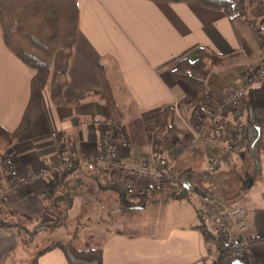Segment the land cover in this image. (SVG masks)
Returning a JSON list of instances; mask_svg holds the SVG:
<instances>
[{
	"label": "crops",
	"instance_id": "obj_1",
	"mask_svg": "<svg viewBox=\"0 0 264 264\" xmlns=\"http://www.w3.org/2000/svg\"><path fill=\"white\" fill-rule=\"evenodd\" d=\"M77 5L78 31L67 65V84L57 92L55 73L61 65L58 58L61 51H58L51 80L42 91V111L11 147L16 164L29 171L49 167L57 172L61 169L58 163L61 153V160L70 166L76 164L66 181L85 187L81 182L84 183L86 176L92 175L95 182L103 177V198L118 204V195L113 191L117 190L112 186L118 185L119 174L106 164L109 156L99 140L98 128V120H104L101 92L109 84L120 112V121L114 128L135 148L134 162L157 157L162 160L166 174L173 171L177 178L187 172L189 176L186 196H170L161 222L151 231L148 228L138 233L121 229L103 231L104 239L99 245L103 249V264H217L214 248L208 245L198 227L205 225L215 230L208 200L219 202L225 210L232 206L246 209L250 225L240 238L243 247L236 262L264 264V240H255L264 236V153L254 164L246 161L248 153L244 148L228 151L219 169L209 172L205 149L183 152L182 147L197 122L191 121V108L179 103L188 102L195 90L174 77L171 62L187 50L186 56L195 60L197 47L221 55L220 64L211 68L208 78V104L211 108L216 106L227 86L241 85L244 73L262 63L264 42L251 20L242 13L230 17L221 10L188 2L77 0ZM35 73L5 43L0 19V125L3 128L12 131L20 123ZM76 98H79L77 102H68ZM217 115L229 120L235 118L230 109ZM170 120L176 126L173 130L163 127ZM52 133L57 134V140L52 138ZM2 153L0 150V191L4 192L9 178L1 162ZM120 159L132 163L126 148L120 149ZM58 175L57 172L48 180L20 186L16 194L0 204V216H17L33 226L54 221L59 207L52 204L54 198L45 197V189ZM142 186L139 185L138 194L150 189ZM83 187H77L76 192ZM176 187L180 191L175 194L184 189ZM82 194L86 197L88 193ZM190 194L198 200L191 201ZM240 198L242 201L238 203ZM43 204L51 211L46 212ZM86 212L87 209L83 214ZM67 213L65 210L64 214ZM21 228L20 225L17 229L0 227V264L13 263ZM37 263L69 264L59 247L39 255Z\"/></svg>",
	"mask_w": 264,
	"mask_h": 264
},
{
	"label": "trees",
	"instance_id": "obj_2",
	"mask_svg": "<svg viewBox=\"0 0 264 264\" xmlns=\"http://www.w3.org/2000/svg\"><path fill=\"white\" fill-rule=\"evenodd\" d=\"M165 2H188L218 9L228 14L230 17L239 13L247 16L256 28L257 35L264 42V0H153ZM79 8L77 0H0V19L4 32L5 43L19 56L25 63L36 70L31 80V95L23 117L18 126L9 131L0 125V150L3 155L11 154V147L15 139L25 133L39 115L43 108L42 91L48 86L53 69L55 55L58 51L62 53L61 65L55 73L57 80V92L60 93L67 84V65L72 54L78 31ZM175 57L171 62L174 63L173 75L178 80L189 83L195 90L194 96L186 103L191 108V121L200 123L205 116L209 117L210 138L223 141L232 138L233 130L240 124L244 126L245 146L248 163L257 164L264 153V78L250 83L242 100L243 116L234 120L218 117L217 113L208 108V78L211 73L210 65L217 66L221 62V55L204 47H197L198 57L191 60L186 54ZM103 98L104 120H98L99 140L104 151H107L108 143L106 140L109 128L106 123L113 127L116 137L120 134L114 128V124L120 121V112L115 102V98L109 84L101 92ZM79 100L68 101L75 103ZM174 108H170V110ZM173 113V112H171ZM169 126L173 130L176 126L173 121L165 122L163 127ZM202 150L201 148H199ZM198 149V150H199ZM197 150V149H196ZM195 150V151H196ZM75 163H78L75 161ZM58 170L59 175L48 182L45 189V197L54 198L51 202L57 207L62 206L66 200V210L73 203L72 193L77 189V182L70 184L66 177L72 169ZM187 173L185 179L179 181L178 185L182 189L180 194H173L176 197L186 196ZM176 176L173 171L168 172L164 177L148 185L150 188H160L162 182L170 183L175 181ZM114 187L120 195V210L137 209L143 207L147 194V189L134 198L127 197L119 186ZM190 190H195L188 186ZM139 199H136L138 198ZM1 204V202H0ZM48 212V210L46 211ZM56 212V211H55ZM65 212V211H64ZM64 212L59 209L56 218L52 222L41 223L33 226V229H24L34 234L39 229L48 226H58L60 218ZM15 223L8 222L4 217H0V227H12ZM17 225V223H16ZM20 225V224H18ZM22 226V225H20ZM208 245L214 248L215 260L217 264H239L236 256L239 252L231 244H226L220 239L215 230L205 225L198 226ZM23 228V226H22ZM20 233V232H19ZM264 240V236L255 238ZM52 247H59L69 264H103V249L99 246L78 249L71 242H55L37 252L34 264H38V256Z\"/></svg>",
	"mask_w": 264,
	"mask_h": 264
},
{
	"label": "built area",
	"instance_id": "obj_3",
	"mask_svg": "<svg viewBox=\"0 0 264 264\" xmlns=\"http://www.w3.org/2000/svg\"><path fill=\"white\" fill-rule=\"evenodd\" d=\"M264 78V53L262 55V63L248 69L243 75L241 85H229L225 88L224 93L216 106L212 108L207 107L217 114H221L224 109L233 110L235 119L242 118L243 106L242 100L245 95L247 86L255 80ZM109 132L106 140L108 143L107 154L109 159L106 164L109 168H115L118 171V186L127 197L134 198L139 195V185L142 188L148 187L151 183L161 180L166 175V168L160 158L151 157L148 160L135 163V148L132 146L130 140L125 136L116 137L115 131L112 129L110 123H106ZM209 117L205 116L203 121L196 124L195 128L186 139L182 151H195L203 148L208 153L207 169L209 172H215L221 166L226 152H237L245 146L244 126L240 124L239 127L232 132V138L217 141L209 137ZM52 138L57 140V134L52 133ZM60 143L56 141V146ZM126 148L128 150V157L132 163L124 162L120 159V149ZM58 163L61 169L69 168L70 164L61 160V153L59 154ZM94 159V156L92 157ZM1 162L5 168L9 184L6 190L0 191V202H5L8 198L17 193L20 186L29 182H38L48 180L57 173L49 167H40L38 169L29 171L26 168L18 166L11 154H5L1 157ZM187 172L180 173L175 179L176 185L179 181L185 179ZM209 207V213L215 219V232L222 241L226 244L233 245L240 251L243 244L240 241L242 234L249 228L248 214L245 208L241 206H232L225 210L219 202L208 200L206 201Z\"/></svg>",
	"mask_w": 264,
	"mask_h": 264
},
{
	"label": "rangeland",
	"instance_id": "obj_4",
	"mask_svg": "<svg viewBox=\"0 0 264 264\" xmlns=\"http://www.w3.org/2000/svg\"><path fill=\"white\" fill-rule=\"evenodd\" d=\"M58 58L61 62V52L58 54ZM210 67L214 66L211 64ZM109 78L111 80V76H109ZM242 119H244V116H242ZM185 127H187L186 123ZM99 180V182H95L92 175H89L83 179L84 183L80 181L85 187L76 183L77 187H83V189L80 192H73V203L71 207L67 209V215L63 214V217L60 218L58 226H48L31 234V231L29 232V230H27L29 228L33 229L34 224L31 222H22L17 216L15 217L7 214L0 216L4 217L8 222H15V225L12 227L16 229L18 227L16 223L18 222L20 224L22 222L23 228L19 231V245L12 255V264H33L34 258L40 249L57 241L63 243L69 241L78 249L99 246L104 239L103 231L106 229H121L124 232H128L129 230L138 233L148 228L151 231L161 222L162 215L171 200L170 196L174 194L173 192L179 193L180 191L174 182H162L160 188H151L147 191L143 207L120 210L119 193L113 190L118 195V204H115L116 202H114L113 199L103 198L105 188L102 189L101 184H104V179L101 177ZM108 181L111 182L109 179ZM216 187L217 185L215 188ZM223 190L224 188H222V191ZM85 191L88 193L86 197L82 194ZM189 198L191 201L198 200L193 194H190ZM97 199H100L101 202L98 203L96 201ZM136 199H139V197ZM240 199L238 203H241L242 198ZM86 202L89 204L87 205ZM85 205L86 207H84ZM103 206L104 210L102 212ZM42 207L46 211L49 210L44 204ZM65 207L66 200L62 202V206H60L59 209L64 212L66 210ZM86 209L87 212L83 214V211ZM175 209L177 208L175 207L174 210ZM24 226L28 228L24 229ZM35 246L36 250L34 249Z\"/></svg>",
	"mask_w": 264,
	"mask_h": 264
}]
</instances>
